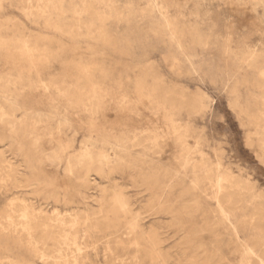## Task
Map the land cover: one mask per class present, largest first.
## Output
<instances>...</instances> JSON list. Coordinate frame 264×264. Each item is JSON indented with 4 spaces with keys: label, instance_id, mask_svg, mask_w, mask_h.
<instances>
[{
    "label": "rangeland",
    "instance_id": "374dc122",
    "mask_svg": "<svg viewBox=\"0 0 264 264\" xmlns=\"http://www.w3.org/2000/svg\"><path fill=\"white\" fill-rule=\"evenodd\" d=\"M30 1L0 0V264H264V0Z\"/></svg>",
    "mask_w": 264,
    "mask_h": 264
},
{
    "label": "bare ground",
    "instance_id": "6f19581e",
    "mask_svg": "<svg viewBox=\"0 0 264 264\" xmlns=\"http://www.w3.org/2000/svg\"><path fill=\"white\" fill-rule=\"evenodd\" d=\"M39 1V0H38ZM30 2H32V0L30 1ZM37 2V1H36ZM32 5V4H31ZM35 6V5H34ZM51 6V5H50ZM36 7V6H35ZM34 7V8H35ZM126 14V13H125ZM120 18V17H119ZM166 22V21H165ZM167 23V22H166ZM169 25V24H168ZM150 27V26H149ZM157 30V29H156ZM155 32V31H154ZM173 37V36H172ZM94 38H95V36H94ZM99 38V37H98ZM227 39V38H226ZM103 40V39H102ZM228 46V45H227ZM226 46V47H227ZM231 46V45H230ZM25 48H27V47H25ZM225 49V48H224ZM229 49V48H228ZM255 49V48H254ZM27 50V49H26ZM230 51H231V49H229ZM29 51V50H28ZM254 52H255V50H254ZM249 53H250V50H249ZM253 54V53H252ZM255 54V53H254ZM251 55V54H250ZM245 56V55H244ZM235 57V56H234ZM236 59V58H235ZM224 60V59H223ZM245 60H247V59H245ZM260 72V71H259ZM262 73H264L263 71H262ZM264 76V75H263ZM45 84V83H44ZM45 88V87H44ZM46 89V88H45ZM88 98V97H87ZM161 104V103H160ZM96 108H98V104L96 105ZM77 109H78V115H77V118H78V120H79V122H84L85 120H86V124H87V126H90V127H96V123H97V115H98V109L97 110H95V111H91V110H89V109H86L85 108V106L83 105V104H80V105H78L77 106ZM132 109V108H131ZM19 110V109H18ZM56 115V114H55ZM34 116V115H33ZM122 117L124 118V119H128V117H127V115L125 114H123L122 115ZM122 118V119H123ZM60 119H65L64 117H60ZM119 119H121V116H119V117H116V120L117 121H119ZM34 122V121H33ZM60 124V123H59ZM61 126V125H60ZM167 128V127H166ZM63 130V129H62ZM62 132V131H61ZM60 132V133H61ZM62 134V133H61ZM14 136V135H13ZM14 139V138H13ZM80 141V140H79ZM13 142V141H12ZM19 143V142H18ZM178 146V145H177ZM196 146V145H195ZM198 146V145H197ZM63 147V146H62ZM64 148V147H63ZM106 148V147H105ZM65 149V148H64ZM110 150V149H109ZM189 154V153H188ZM67 156V155H66ZM187 156V155H186ZM104 158V157H103ZM201 162V161H200ZM12 165V164H11ZM16 166H18V165H16ZM66 166V165H65ZM70 167V166H69ZM110 167H112L111 165H110ZM216 167V166H215ZM66 168H67V166H66ZM117 168V167H116ZM115 168H113V170H114ZM217 169V168H216ZM215 169V170H216ZM118 170V169H117ZM65 171V170H64ZM120 171V170H119ZM66 172V171H65ZM74 172V171H73ZM76 172V171H75ZM80 172V171H79ZM70 173V172H69ZM78 173V172H77ZM123 173V172H122ZM129 174V173H128ZM72 175V174H71ZM74 175H75V173H74ZM79 175H82V174H79ZM147 175V174H146ZM73 176V175H72ZM207 177H208V174L206 175ZM1 177V176H0ZM75 177V176H74ZM132 177V176H131ZM145 177V176H144ZM79 178H81V177H79ZM12 180H13V178H11ZM199 179V178H198ZM143 180H145V179H143ZM173 180H174V178H173ZM217 180V179H216ZM219 180V179H218ZM222 180H223V178H222ZM176 182V184L175 185H177V182H178V180L177 181H175ZM153 183V182H152ZM179 183V182H178ZM192 183V182H191ZM2 184V183H1ZM14 185H15V183H13ZM12 184V185H13ZM225 184V183H224ZM13 185V186H14ZM32 185V184H31ZM135 185V184H134ZM196 185V184H195ZM214 185V189H215V196H214V201H215V204H216V206H218V208H219V211L220 212H223L224 211V206L222 205V202L220 201V199H219V196H218V194H219V191H220V182H219V184L218 183H215V184H213ZM153 186V185H152ZM171 186V185H170ZM178 186V185H177ZM181 186V185H180ZM172 187V186H171ZM193 187H194V184H193ZM175 188V187H174ZM5 189V188H4ZM167 190L169 189V188H166ZM171 189H173V187L171 188ZM192 189V188H191ZM7 190V189H6ZM185 191V190H184ZM187 191V190H186ZM7 193V192H6ZM152 194V193H151ZM156 195V194H155ZM179 195H182V194H179ZM162 196V195H161ZM17 197V196H16ZM177 197H178V194H177ZM17 199V198H16ZM22 199V198H21ZM177 199V198H176ZM13 200V199H12ZM18 200V199H17ZM24 202V201H23ZM19 203V202H18ZM173 203V202H172ZM16 204H17V202H16ZM155 204V203H154ZM159 204V203H158ZM157 204V205H158ZM174 204V203H173ZM173 204H171V206L173 205ZM18 205V204H17ZM20 205H22V203L20 204ZM9 206V205H8ZM15 206V205H14ZM23 206H25L24 204H23ZM156 206V205H155ZM10 207V206H9ZM14 208V207H13ZM16 208H17V206H16ZM15 208V209H16ZM19 208V207H18ZM22 208V207H21ZM95 208V207H94ZM182 208V207H181ZM10 209V208H9ZM24 209V208H23ZM169 209V208H168ZM14 210V209H13ZM170 210V209H169ZM181 210V209H180ZM6 211H8V210H6ZM10 211H12V210H10ZM19 211V210H18ZM24 211V210H23ZM168 211V210H167ZM21 212V211H20ZM20 212H18V213H20ZM169 212V211H168ZM178 212V211H177ZM24 213V212H23ZM67 213V212H66ZM13 214V213H12ZM51 214V213H50ZM58 215H59V213H57ZM188 214H189V212H188ZM223 214V213H222ZM186 215V214H185ZM7 216V215H6ZM13 216H14V214H13ZM86 216V215H85ZM17 217V216H16ZM57 217V216H56ZM56 217L54 218L55 220H56ZM2 218V217H1ZM0 218V219H1ZM7 218V217H6ZM33 217L31 216V219H32ZM252 218V217H251ZM28 219V218H27ZM58 219H60V218H58ZM57 219V220H58ZM69 219H71V218H69ZM7 220V219H6ZM56 220V221H57ZM5 221V220H4ZM9 221V220H8ZM7 221V222H8ZM11 221V220H10ZM32 221V220H31ZM3 221H1V223H2ZM30 222V221H29ZM33 222V221H32ZM31 222V223H32ZM38 222V221H37ZM41 222V221H40ZM53 222V221H52ZM75 222V221H74ZM39 223V222H38ZM43 223H44V221H43ZM25 224V223H24ZM40 224V223H39ZM231 224V223H230ZM44 225V224H43ZM15 226H17V224L15 225ZM34 226V225H33ZM137 226V225H136ZM2 227V226H1ZM28 227H29V224H28ZM41 228H42V226H41ZM115 228V227H114ZM29 229V228H28ZM31 229V228H30ZM2 230H3V228H2ZM23 230H25V231H27L26 229H23ZM41 230V229H40ZM1 231V230H0ZM24 231V233H26ZM14 232H15V230H14ZM20 232V231H19ZM194 232V231H193ZM8 233H9V231H8ZM195 233V232H194ZM28 236V235H27ZM35 236V235H34ZM43 236V235H42ZM8 237V236H7ZM33 237V236H32ZM28 238V237H27ZM41 238V237H40ZM108 238V237H107ZM29 239V238H28ZM34 239V238H33ZM46 239V238H45ZM30 240V239H29ZM29 240H26V243L29 241ZM38 241H39V239H37ZM193 240V239H192ZM31 241H32V239H31ZM41 241V240H40ZM52 241V240H51ZM51 241H49V244H50V242ZM235 242V241H234ZM25 243V242H24ZM28 244H30V242L28 243ZM59 244V243H58ZM37 245V243L35 244V246ZM54 245V244H53ZM82 246V245H81ZM56 248H57V246H56ZM107 248H108V246H107ZM54 249V248H53ZM84 249V248H83ZM250 252H251V250H250ZM111 253V252H110ZM245 253V252H244ZM249 253V252H248ZM243 254V253H242ZM244 255V254H243ZM53 257V256H52ZM102 257H104V256H102ZM116 257V256H115ZM45 258V257H44ZM157 258V257H156ZM51 260V259H50ZM116 260V259H115ZM151 260V259H150ZM260 261H261V259H260ZM75 262V261H74Z\"/></svg>",
    "mask_w": 264,
    "mask_h": 264
}]
</instances>
